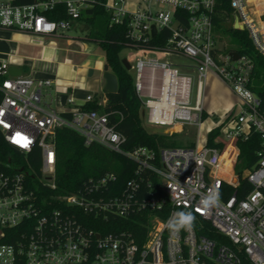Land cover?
<instances>
[{"label":"built area","instance_id":"1","mask_svg":"<svg viewBox=\"0 0 264 264\" xmlns=\"http://www.w3.org/2000/svg\"><path fill=\"white\" fill-rule=\"evenodd\" d=\"M60 2L68 17L49 19L44 12ZM93 3L0 1V29L64 34ZM230 4L233 27L246 30L264 56V1L230 0ZM103 5L112 24H127L128 37L136 44L169 33L163 46L133 49L135 89L147 126L169 129L180 124L200 131L210 71L231 87L240 102L208 129V134L219 129L212 145L207 137L199 145L198 134L192 147H165L159 152L144 145L126 149V136L111 123L108 112L84 108L72 96L67 100L70 110L58 111L44 94L54 84L52 78L12 75L9 61L0 60L4 138L26 154L39 148L41 159L39 173L10 162L0 167V264H264V95L251 85L252 58L239 53L234 59L232 52L237 51L217 45L222 40L213 20L216 0H106ZM150 54L183 55L193 61L194 103L193 76ZM146 68L151 70L148 84L143 83ZM157 69L162 75L156 93ZM93 99L88 95L87 101ZM62 127L78 131L86 144L98 143L133 160V176L118 187V177L106 172L89 177L74 192H61L55 168L56 132ZM254 134L261 143L257 161L238 173V140ZM229 146L227 170L222 157ZM241 179L251 185L243 197L237 194ZM226 185L234 188L227 199ZM213 190L219 191L220 201L205 209L200 202ZM181 211H191L195 224L174 234L166 225ZM204 221L210 227L204 228Z\"/></svg>","mask_w":264,"mask_h":264},{"label":"trees","instance_id":"2","mask_svg":"<svg viewBox=\"0 0 264 264\" xmlns=\"http://www.w3.org/2000/svg\"><path fill=\"white\" fill-rule=\"evenodd\" d=\"M15 4H30L36 0H12ZM106 0H94L91 7L84 9L79 20L85 21L90 27L88 39L95 41L103 49L105 55V69L114 72L118 78V90L115 93H105L106 103L101 104L103 96L94 95L92 101L83 105L87 109L106 111L110 115L111 123L116 125L118 131L126 136L124 148L133 149L137 146H148L156 152L165 147L195 146V141L190 140L183 143L178 140L177 133H155L147 129L145 117L142 116L143 102L135 89V79L130 69L122 63L120 55L125 47L132 49L144 48L146 46H163L168 36L167 31L159 33L148 42L135 43L128 37L127 24H112L110 13L106 11L103 3ZM51 20L67 18V9L60 2L53 9L44 12ZM215 32L219 40L230 35L236 43V49L240 54H247L254 62L251 76V85L258 94L264 95V56L254 47L252 40L246 30L233 27V10L230 0H216L213 13ZM3 78L0 76V83ZM3 93L0 89V103ZM70 116V113H65ZM207 117V113H204ZM219 129L213 130L207 136L208 144H213V139ZM239 156L236 163L238 173L252 167L257 161V151L261 143L257 134L249 139L238 140ZM231 146L228 147V150ZM40 150L36 148L33 152L23 153L9 144L0 128V167L10 162L14 166L32 168L35 172L40 171ZM239 164L242 167H239ZM136 163L126 156L107 149L98 144H86L84 137L70 127L58 128L56 132V168L55 179L61 192H74L83 182L91 176H99L106 172L114 173L118 178L115 185L123 187L134 173ZM227 189L225 199L234 191L233 187L225 186ZM251 185L245 179H241L240 188L237 191L239 197H243ZM57 191V192H60ZM204 228L210 224L203 223ZM204 234L209 235L206 230Z\"/></svg>","mask_w":264,"mask_h":264},{"label":"crops","instance_id":"3","mask_svg":"<svg viewBox=\"0 0 264 264\" xmlns=\"http://www.w3.org/2000/svg\"><path fill=\"white\" fill-rule=\"evenodd\" d=\"M67 37L69 36L66 33L34 35L0 29V60H8L10 67L15 66L21 70V75L52 78L54 84L47 88L49 98L45 99L53 108L61 112L70 110L71 106L67 100L71 96L82 105L87 101L88 95H99L106 99L104 95L105 55L95 53V47H89L87 51L91 52V57L82 62L80 61L82 58H75L71 54L60 59L58 58L60 50L56 41L59 40L57 38L62 41ZM93 42L98 45L97 42ZM69 52L72 53L74 50L69 48ZM146 74L150 79L151 70L148 69ZM161 75V70H155V77L160 78V84ZM232 108L228 107L225 114Z\"/></svg>","mask_w":264,"mask_h":264},{"label":"rangeland","instance_id":"4","mask_svg":"<svg viewBox=\"0 0 264 264\" xmlns=\"http://www.w3.org/2000/svg\"><path fill=\"white\" fill-rule=\"evenodd\" d=\"M0 1H8V0H0ZM90 32V27L85 21L77 20L73 24V26L66 30L67 38H63L62 41L60 38L56 41L57 46L59 47V55L58 58L63 59L65 55H70L73 57H80V61L82 62L86 58H90L91 52H88L89 47H95V53L104 54L103 49L99 45H95L93 41L88 40V35ZM70 41V42H68ZM219 47H227V49L234 50L236 49L235 40L232 39L230 35L223 37L222 41L217 44ZM69 48L73 49L74 52H69ZM90 48V49H91ZM122 58H127L131 63L130 72L134 79H136L137 70L135 68V57L137 52L130 47H125L121 50L120 53ZM150 56H157L162 61H167L169 63L174 64L179 68L181 72L188 73L193 76V86H192V103L195 100V91H196V84H197V74L193 70V61L183 55H154L150 54ZM147 68L143 72V83L148 84L149 79L147 78ZM155 87L156 93L158 88L160 87V78H155ZM49 89L44 90L45 98L48 99L49 96L47 95ZM240 102V98L237 94L231 89V87L222 81L216 74L212 71L208 74L205 86H204V94H203V108L208 116L203 121V125L200 128V131L193 126L189 125H180L175 124L174 127H170L168 129V134L177 133L179 136L177 137L178 140L182 141L183 143H187L190 140L197 141L198 134H199V145H203L207 134L208 129L215 125V122L221 120L224 116L225 111L228 107H235L237 108L238 103ZM146 124V122H145ZM232 155V154H231ZM229 150H227L223 157H222V164L228 170L230 167V158ZM236 166V165H235ZM239 167H242L239 164ZM238 167H235L237 170Z\"/></svg>","mask_w":264,"mask_h":264},{"label":"clouds","instance_id":"5","mask_svg":"<svg viewBox=\"0 0 264 264\" xmlns=\"http://www.w3.org/2000/svg\"><path fill=\"white\" fill-rule=\"evenodd\" d=\"M220 201V194L218 190L211 191L207 196L201 200V205L208 209L216 206ZM195 224V216L191 211H181L171 217L167 223L168 229L172 233H178L181 229L191 230Z\"/></svg>","mask_w":264,"mask_h":264},{"label":"water","instance_id":"6","mask_svg":"<svg viewBox=\"0 0 264 264\" xmlns=\"http://www.w3.org/2000/svg\"><path fill=\"white\" fill-rule=\"evenodd\" d=\"M235 28H238L237 25H235ZM240 28V27H239ZM156 33V28L155 26L152 27V35H155ZM232 56L234 59H237L239 57V53L238 52H232ZM122 63L124 64V66L127 69H131V63L127 58H122ZM9 72L12 75H20L21 74V70H19L17 67L12 66L9 68ZM104 78H105V87H104V93H115L118 90V78L117 75L110 71V70H106L104 72ZM142 116H145V110H142ZM147 129L151 132H155V133H167L168 129L164 128V127H159V126H147Z\"/></svg>","mask_w":264,"mask_h":264},{"label":"bare ground","instance_id":"7","mask_svg":"<svg viewBox=\"0 0 264 264\" xmlns=\"http://www.w3.org/2000/svg\"><path fill=\"white\" fill-rule=\"evenodd\" d=\"M252 1H255L256 3H259V2H262L264 0H252ZM174 127V126H173Z\"/></svg>","mask_w":264,"mask_h":264}]
</instances>
